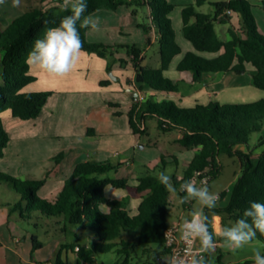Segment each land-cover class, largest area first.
Returning <instances> with one entry per match:
<instances>
[{
  "label": "trees",
  "instance_id": "16d2710c",
  "mask_svg": "<svg viewBox=\"0 0 264 264\" xmlns=\"http://www.w3.org/2000/svg\"><path fill=\"white\" fill-rule=\"evenodd\" d=\"M39 1L40 6H27L21 15L12 18L0 29V51L4 53L0 62V114L9 110L13 117L21 120L35 119L52 94L51 91L23 90L35 80L26 63L27 55L36 40L42 39L49 28L58 26L64 16L70 15V7L64 5V0H55L59 6L47 10L42 7L46 0ZM207 2L215 6L213 14L197 10ZM86 3L84 17L100 9L116 11L122 5L130 7L133 4L146 6L151 13L150 22L142 27L148 35L149 44L155 33L159 46V67L141 66L139 57L143 49L135 45L127 46L135 71L131 82L140 90L148 91L140 103L133 98L127 116L132 131L141 136L146 134L148 116L156 118L158 126L164 131H181L178 143L193 150V155L181 177L176 173L171 175L174 186L179 189L180 183L206 167H211V175L216 176L221 169V154L239 156L241 175L230 191L219 194V201L227 199V203L214 210L225 212L228 219L234 222L251 202L264 203V150L254 156L248 145L250 135L261 133L264 129V97L234 104L212 100L207 104L196 103L192 107H180L168 98L158 99L159 93L172 94L179 90L164 74L182 51L171 26L170 14L176 5L168 0H86ZM227 10L240 16L242 32L238 34L230 30V38L223 40L214 22L222 17H230L225 14ZM84 17L77 22L82 50L103 58L112 57L114 52L110 50H114L116 45L93 43L86 39V27L82 23ZM220 22L225 21L221 19ZM182 34L192 44L194 51L186 52L177 64L179 72H191L193 81L201 82L206 74L226 71L240 74L250 65V84L264 90V36L258 29L248 0H194L192 4L183 5ZM202 52L215 55L206 57L199 54ZM142 124L144 129L141 128ZM9 141L10 135L0 117V157ZM240 145L245 146L248 152L239 149ZM259 145H264V136ZM62 157L63 153L57 155L55 162ZM120 165L109 161L79 162L52 199L42 198L35 193L36 189L44 186L45 179L27 177L19 183L0 175V183L21 197L11 210L19 208L22 201L31 200L27 205L29 211L63 216L66 223L93 233L92 240L84 246L76 242L64 245L77 254L73 264L92 262L96 252H110L117 245L121 246V252L136 257L137 264H159L156 256L165 253L164 233L171 223L168 219L172 205L170 193L159 183L158 174L147 172L137 177L134 185L129 184L127 177H112L110 173ZM107 186L126 189L129 196L137 197L139 202L135 210L132 212L124 199L107 197ZM178 194L183 195L179 191ZM256 237L264 243V235L257 233ZM31 244L33 250L42 248L35 235L31 236ZM54 264L68 263H64L58 254Z\"/></svg>",
  "mask_w": 264,
  "mask_h": 264
},
{
  "label": "crops",
  "instance_id": "0c3cea01",
  "mask_svg": "<svg viewBox=\"0 0 264 264\" xmlns=\"http://www.w3.org/2000/svg\"><path fill=\"white\" fill-rule=\"evenodd\" d=\"M168 1L177 6L194 3V0ZM248 1L252 5V12L259 31L264 32V0ZM27 2L29 0H20L19 7L24 9ZM43 5L44 10L59 6L54 0H46ZM19 7H13L10 4V10L20 14L14 15L13 12L12 15L8 14L6 20L0 21L2 27L7 25L12 18L22 14ZM101 10L103 9L90 14L89 17L98 21L99 29L94 31L90 26L86 27V39L89 42L109 46L125 43L126 40H121L119 35L122 34L126 25H119L118 19H116L117 24L107 25L103 19H113V16H118V13L126 17L129 9L126 11L119 7L113 15ZM233 15L238 17L235 19ZM221 19L232 24L228 27V39L230 30L241 34V21L238 14L233 13L228 18H219L218 21L220 22ZM154 42H156V36L152 38L150 44ZM141 44V42L134 43L136 47L142 49ZM82 51L85 54L80 57L72 72L63 78H53L30 67L35 80L27 84L23 90L27 92L51 91L52 94L42 112L35 119L20 122L14 119L15 117L9 110L0 114L2 123L10 135V141L3 156L0 157V171L11 175L14 171L12 165H17L20 167L17 175L25 179L32 177L36 171L46 169V180L56 184L57 193L79 162L95 160L109 161L113 164L120 163L121 165L115 171L117 174L120 170H129L133 167L132 157L137 154L135 148L137 146L143 148L144 145L139 143L141 135L132 131L127 112L133 103V98L139 94L145 98L148 91L140 90L139 86L132 84L131 80L135 71L130 69L124 55L115 51L113 58L110 59L100 57L96 53ZM145 57L146 53L143 50L139 59L143 60ZM127 58L128 61L133 62L128 51ZM171 68L173 67L170 65L164 74L176 83L179 90L172 94L159 93L158 99H171L180 107H192L196 103L207 104L212 100L221 104L230 101L243 103L264 97V90L250 84L252 72L250 65H247L246 70L240 74L233 71L206 74L201 82H194L191 72H179L177 68ZM8 124L18 127L20 134L12 132ZM173 131L179 133L178 142L182 135L181 131L178 129ZM259 146L262 149L264 145ZM238 148L248 152L243 145ZM185 150L184 155L182 153L180 156L183 158L184 167L193 155V150ZM43 151L49 152L48 155L44 156ZM60 153H63V157L58 162H51ZM171 157L174 163L175 161L178 163L174 154H171ZM0 186L7 188L2 183ZM137 205L138 203L136 206H130L132 212ZM15 242L18 243L17 238Z\"/></svg>",
  "mask_w": 264,
  "mask_h": 264
},
{
  "label": "rangeland",
  "instance_id": "374dc122",
  "mask_svg": "<svg viewBox=\"0 0 264 264\" xmlns=\"http://www.w3.org/2000/svg\"><path fill=\"white\" fill-rule=\"evenodd\" d=\"M22 1V0H21ZM55 1V0H54ZM212 2H219L224 0H211ZM27 6H40L39 0H29ZM10 4L12 0H6L4 5H0V21L7 19L6 16L11 14L13 11L10 10ZM44 2L42 7H44ZM26 7L20 8L22 13L26 10ZM23 7V6H22ZM127 11L129 9L128 16H113V19L104 18L103 22L107 25L117 24L116 19H118L119 25H126L122 34L119 35L121 40H126L125 43H117L113 51L118 52L120 55H124L126 62L129 64L130 69H134L133 62L127 59V46H133L135 42H141V47L146 53V57L140 62L141 66L146 68H158L159 67V46L158 43L154 42L152 45L147 42L148 35L143 29V25L150 22V11L146 6H141L133 4L130 7L125 5L120 6ZM198 11L208 14H213L215 6L211 2H207L201 7L197 8ZM101 11H108L109 13H115L112 10L103 9ZM134 12V13H133ZM20 14V13H12ZM11 14V15H12ZM10 15V16H11ZM90 16V15H89ZM87 16V17H89ZM237 15H233V18H237ZM171 26L175 34V41L181 47V53L178 54L172 61L171 66L176 69L177 64L183 59L186 52L189 50L194 51L192 44L183 36L181 32L182 25V6H175L170 14ZM131 25V26H130ZM215 28L223 40L228 39V27L232 25L229 21L219 22L218 20L214 22ZM2 25H0V29ZM264 36V32H260ZM243 36V35H242ZM155 37V33L152 34V38ZM127 42V43H126ZM134 42V43H133ZM200 55L210 57L215 54L211 53H199ZM4 56V53L0 51V62ZM112 59L113 57H109ZM249 66V65H248ZM2 79L0 76V84ZM176 84V83H175ZM180 86V84H179ZM182 89V88H181ZM235 102L230 101L229 104H234ZM18 121L22 122L18 118ZM146 130L147 133L140 137L139 143L144 145L143 148L138 146L135 148L137 154L133 158V167L129 170H120L117 174L115 171L112 172V177L122 178L124 176L128 177L129 184H136V178L140 177L147 172L153 174H159L164 171L168 175L177 174L179 176L183 175L184 163L183 158L180 157L181 154L186 151L177 142L178 131H164L158 126V121L156 118L148 116L146 118ZM12 132H17L20 134V129L14 124L7 125ZM13 134V133H11ZM15 134V137L17 136ZM12 136V135H11ZM264 136V129L261 133H252L250 135L249 150L254 156L259 155L261 151L264 150L260 148L259 142L261 137ZM257 149H260L257 151ZM182 151V152H181ZM49 152L43 151L44 156L48 155ZM174 154L178 163H174V159L171 157ZM133 156V155H131ZM117 160V159H116ZM55 161V157L51 162ZM164 162V165H163ZM219 162L221 164V169L219 173L214 176L209 182V190L215 193H222L223 191H230L233 184L237 181L241 175V160L239 156H228L226 154H221L219 156ZM14 168L11 175L5 171H0V175L8 176L13 178L17 182H21L24 179L20 177L17 165H12ZM16 172V173H15ZM46 169L44 171H36L32 175L33 180L45 179L44 186L36 189L35 193L42 198L52 199L56 195V184L46 180ZM27 178V177H26ZM7 188H2L0 186V264H54L57 260L58 254L64 263H74V259L77 254L71 249L65 248L64 245L71 243H78L81 246L88 244L93 236V233L89 230H84L76 225L66 223L63 216H47L42 212L34 210L29 211L27 205L31 200L22 201L19 208L16 210H11L21 197L19 194L11 192L8 186ZM105 194L107 197L112 199L125 200L128 208L130 206H136L138 203L137 197L129 196L126 189H116L108 186L105 189ZM177 195H179L177 193ZM170 201L172 207H170V212L168 215L169 221H174L178 219L179 214L183 211V205L177 202V196L170 193ZM8 202H11L9 205ZM227 203L226 200L217 202L216 207L224 206ZM188 206L189 210L182 212L183 218H187L189 213L195 210L198 205L194 201H189L184 204ZM215 207V208H216ZM22 213V215H21ZM205 214L208 216L209 226L212 232L215 229L219 220L227 226L232 222L228 219V216L223 211H216L214 209L205 210ZM35 235L39 242L42 243V248L33 250L31 244V236ZM18 239V243L15 239ZM219 240V238H217ZM121 246H115L110 252H96L93 256L92 262H82L81 264H137V259L134 256H128L127 253L120 251ZM259 249L262 254H264V243L260 240H253L250 244L246 245L243 249L236 252H232L223 246H219L218 249L208 256L209 264H253L251 259L254 250ZM139 252V249H137Z\"/></svg>",
  "mask_w": 264,
  "mask_h": 264
},
{
  "label": "clouds",
  "instance_id": "9594fccd",
  "mask_svg": "<svg viewBox=\"0 0 264 264\" xmlns=\"http://www.w3.org/2000/svg\"><path fill=\"white\" fill-rule=\"evenodd\" d=\"M5 3L6 0H0V5ZM64 3L66 7L70 5V15L64 16L58 26L49 28L42 39L36 40L26 58L29 67L53 78L70 74L85 54L77 22L87 11L86 0H64ZM19 5L20 0H12L13 7ZM82 23L94 31L99 29L98 21L91 17H84ZM157 179L169 193L177 196L180 205L189 201L198 205L179 223L176 234L168 231L164 233L172 240L179 239L184 245L181 250L174 249L165 264H209L207 257L218 247L217 238L219 246L236 252L255 240L257 233L264 235V203L251 202L241 217L227 226L218 218L213 233L205 209H214L219 195L209 190L206 180H184L177 189L171 176L164 171L158 174ZM178 191L183 195H177ZM251 259L253 264H264V254L259 249L254 250Z\"/></svg>",
  "mask_w": 264,
  "mask_h": 264
},
{
  "label": "built area",
  "instance_id": "2783aa9c",
  "mask_svg": "<svg viewBox=\"0 0 264 264\" xmlns=\"http://www.w3.org/2000/svg\"><path fill=\"white\" fill-rule=\"evenodd\" d=\"M225 14L231 15L232 11L227 10L225 12ZM134 100L136 102L140 103L144 100V97L141 94H139L134 98ZM141 128L144 129V124L141 125ZM211 171H212L211 167H206L202 170H197L193 173V175L189 179L195 178L197 181L206 180L207 185H209L210 180L213 178V176L211 175ZM188 210H189L188 206H184V204H183V211L182 212H185ZM182 212H181V214H179L178 219L171 221V223L169 224L166 231L171 232L173 234H176L179 223L184 219ZM209 228H210V231H212L210 226H209ZM164 238H165V243H164L165 253L164 254H158L156 256V262L159 264H165L166 258L173 254L174 249L178 251L184 247L183 243L179 239L172 240L169 237H166L165 235H164ZM218 247H219V240H218ZM218 247L216 248V250L218 249Z\"/></svg>",
  "mask_w": 264,
  "mask_h": 264
}]
</instances>
